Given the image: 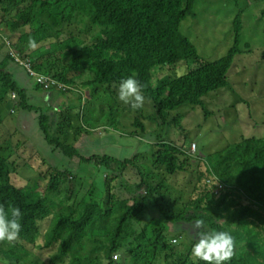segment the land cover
<instances>
[{"label":"trees","instance_id":"16d2710c","mask_svg":"<svg viewBox=\"0 0 264 264\" xmlns=\"http://www.w3.org/2000/svg\"><path fill=\"white\" fill-rule=\"evenodd\" d=\"M258 1L0 0V22L6 20L1 26L3 30L17 29L28 23L38 25L36 30H30L24 37L26 41L22 52L28 48L30 37L40 44L47 36H55L47 33L36 15L37 6L47 10L45 14L55 12L58 18L73 19L79 22L81 27L85 25L83 33H88L87 42L92 40L90 44L92 48L74 50L70 61L65 64L57 63L62 58L52 57L41 59L40 64L34 65L46 64L50 73L56 72L55 76L69 85L76 82L75 73L87 71L92 79L88 82L89 94H84L85 100L82 99L81 103L88 108H91V104H97L100 109L96 111L104 110L106 103L105 100L101 102V98L98 99L100 90L105 88L108 91L113 83L133 76L143 85L142 94L154 101L158 121L164 126L171 121L172 114L183 106L206 108L204 96L229 85L230 79L226 73L231 69L236 54L241 52L243 33L240 22L237 30H234V47L227 56L223 59L218 58L215 62L202 59L192 46L190 36L185 33L192 27L193 20L190 18H196L197 11L205 10L233 11L235 17L239 13L237 11H243ZM260 1L264 3V0ZM261 16L264 26V6ZM98 18L101 21H98ZM231 20L223 34L230 32L232 34L234 22ZM94 30L96 32H92ZM58 46L63 47L58 42L47 48L45 53H49L50 56L56 52ZM66 49L69 52L73 50L72 47ZM4 58L0 52V103H4L13 90L19 92L20 98L28 99L29 87L19 82L16 74L18 66L5 70L3 67L5 63L12 61L9 59L3 61ZM183 58L194 60L198 67L191 69L189 74L182 77H163L157 87L150 76L146 75L158 63L172 65L176 60ZM27 76L32 78L33 85L29 86L33 89H45L41 88L42 84L37 81L35 75L28 73ZM60 94V99L55 96L53 106L67 99L65 93ZM104 94L108 95L107 92ZM68 103L72 104L70 107L78 104ZM22 107L30 111L29 122L32 121L34 111L38 113L45 109L33 99ZM114 109L117 108L110 110ZM48 111L57 113L58 108L53 110L50 107ZM42 117V128H46L50 120L49 115L45 113ZM26 120L24 117V124L27 123ZM72 123L76 122H69L70 125ZM103 124L107 125L106 128L109 127L108 123ZM133 124L136 128L142 126V131H146L144 121L135 119ZM77 128L82 129L80 126ZM146 132L149 133L147 137H154V133ZM77 134L75 127L71 126L69 131L63 134L69 136L65 140L68 145L63 139H60L59 143L69 146L72 138L77 141ZM242 137V140L231 145L224 154L217 152L207 155L198 151L197 155L190 154L184 148L189 145L188 139L184 140V146L164 142L158 147L155 142L158 147L157 153L155 154L156 146L150 149L153 150L152 153L159 164L164 166L167 172L165 176L173 178L169 181L170 187L167 185L159 187L157 183L150 182L137 164L133 166L126 162L112 161L109 155L87 157L77 153L75 149H66L65 157L69 154L71 158L80 155L79 157L89 165L111 162L109 169L112 174L107 176L103 186H100L96 179L93 180V186L75 207L71 205L66 213L55 217L50 205L52 194L66 191L70 199H76V187H73V184H76L79 178H84L80 173V167H75L68 160L61 165L49 164L52 173L44 189L39 186L40 177L44 175L41 173L42 169H38L34 177L21 182L19 173L26 169L22 170L18 157L23 156L20 149L24 144L20 141L13 143L10 135L0 131V205L6 210L10 205L15 206L21 212L19 238L13 243L0 242V253L5 258L17 259L20 264H204L192 257L191 250L184 244L174 243L173 237L166 233L167 228L170 231H175L179 227L187 229L196 219H203L205 221L203 231H228L234 237V255L226 264H264V240H251L241 229L238 219L217 215L201 199L194 200L193 195H190L191 200L181 209L183 212L171 210L175 206L174 201L182 198L181 195L184 193L181 189L179 193V184L175 180L178 179L180 172H188L193 166L190 164L198 161L199 182H206L205 176L214 174L215 167L228 156V160L230 158L233 160L235 169L225 184L227 189H233L251 201L247 207L240 209V217L247 219L253 207L259 206L260 209H256L260 215L258 218L264 220V135ZM135 169L138 173H135L136 178H133L129 173ZM70 175L74 176L72 180L69 179ZM69 181L70 186L64 188ZM143 184L146 186V192L141 196L139 189ZM38 188L40 195L39 198H35L34 194ZM118 193H124L126 197H121ZM173 194L178 198L172 199ZM150 201L154 203L153 210L150 219L148 222L144 221V224L140 221L145 216ZM54 220L55 227L49 231L46 227ZM188 234L195 240L194 232L189 231ZM262 237L264 236L259 238ZM121 253L125 256L120 257Z\"/></svg>","mask_w":264,"mask_h":264},{"label":"rangeland","instance_id":"374dc122","mask_svg":"<svg viewBox=\"0 0 264 264\" xmlns=\"http://www.w3.org/2000/svg\"><path fill=\"white\" fill-rule=\"evenodd\" d=\"M262 8L263 4L257 2L252 4L250 9H248L251 17L249 23L245 25L244 28L246 36L243 38L242 47L246 48L249 55L247 58H235V63L230 71L229 85L208 94L205 98L206 108L195 109L191 106H183L179 111L172 114L171 121L169 120L164 126L160 125L156 117L157 108L155 103L145 96L143 106L138 109H132L130 104H125L119 100L118 90L121 81L113 83V86L108 91H106L105 88L100 90L98 99L101 98V102L103 100L106 101V103H104V110L96 111V109H100V106L97 104H91V108L79 105V107L74 110L70 108L72 105L71 103L60 101L62 108L55 113V118H53L51 114L49 115L50 120L46 128H42L37 123L31 125L24 124L23 121L25 116L22 104L28 103L33 99L35 103L43 105L44 108L48 109L50 108V104L48 102L46 103V98L54 93V95L60 99L61 94L57 93L55 89L48 93L37 88L33 90V88L29 86L32 78L23 76L22 83L29 87L27 91L28 99L24 97L20 98L16 91L17 98L13 96L14 92H11L10 97L8 95L4 103H0V131L10 135L13 143H15V141H20L24 144L20 149L23 156H19L18 160L21 162L22 170H26L21 172V174L19 173L20 181L25 182L27 178L34 177L38 169H42L41 173H44V175L40 177L39 186L41 189H44L52 173V168L49 164L61 165L65 163V160H68L71 161L72 165H75V167L79 166L80 173L84 175V178H79L76 184H73V187H76V199H70L66 191L52 194L53 199L50 205L56 217L60 213H66L71 205L75 207L93 186V180L96 179L97 183L103 186L106 183V175L112 174V171L109 169L111 162L89 165L80 157L71 158L70 155L65 157L67 152L66 149H75L77 153L87 157H92L93 155H109L110 158L113 159L112 161L126 162V164H131L133 166L137 164L139 168L141 167V170L146 174L150 182L157 183L156 185L159 187L162 185L170 187L169 181L173 178L165 176L167 172L164 166L159 164L158 159L152 153L153 150L150 149L151 147H155L156 145L159 147L164 142L184 146L185 144L183 142L188 138L189 145L187 147L184 146V148L190 154L197 155L193 147V144L196 143L197 151L207 155L217 152H227L231 145L242 140V136L262 137L264 135V67H262L264 66V47L262 46L264 43V26L261 24L262 19L260 14ZM50 14L51 15L43 16L45 23L51 24L50 21L56 17L55 12H50ZM232 18L234 19L233 11L206 10L197 11V17L190 18V20H193V24L192 27L188 28V31L201 57L208 60H216L228 54L229 50L232 48V37L229 34H223V32L229 27V22ZM98 21H101V19L98 18ZM4 22H0V26H2ZM83 28L85 29V25L81 27L79 26V22L71 28H64L66 31H77L72 35L75 39L71 44L72 47H81L83 40L87 38L86 35H88V33H83ZM212 28L217 31L211 33L213 40L210 41L206 38V32H202ZM9 31L10 30H7L6 32ZM10 32L15 35L14 31ZM7 37L9 43L13 45L12 39L9 36ZM55 41V38L49 37L42 44L38 45V47L46 49ZM9 48L10 47L7 46L4 40H0V52H4L7 57L13 59L12 55L9 56ZM5 50H7V52ZM52 57L62 58L61 61H70L71 59L69 50L64 52L61 47L57 48ZM21 59L24 58L21 57ZM24 60L27 65L20 63L22 68L28 70V68L31 67L41 74L42 77L46 76L47 67L46 64H41L39 66L41 61L40 58L36 61H30L27 58ZM34 63L39 64L35 66ZM12 65L11 62H6L4 66L5 68H9ZM163 68V66L155 67L157 73H155L154 70H150L146 74L150 76L151 80H154L155 87L158 86L159 78L164 76L167 72V69ZM19 71L20 70H18L17 73ZM22 73L27 74V71L22 70ZM105 92H107L108 95H105ZM10 103L11 110H9ZM76 107L77 104L73 106V108ZM111 108L117 109L111 111ZM74 111L77 112L78 116L77 119L75 118V130L78 134L77 141L73 139L71 141L73 144L69 147L60 144L59 141L62 135L71 128L72 125L69 124L68 117L69 115H73ZM135 119L144 121L146 130L154 133V137H147L149 133L142 134L146 133L142 131V126L138 127V129L134 127L133 123ZM33 120L41 121L43 119L35 118ZM104 122L109 124L108 128H106L107 125L103 124ZM101 125H103V127H100ZM77 126H80L82 129H78ZM133 131L138 134L139 138H133L128 135V133ZM155 137L158 138L154 139ZM154 141L157 142L156 145ZM64 143L67 145L66 142ZM157 146L155 154L158 151ZM190 165L193 166L189 168L188 172H180L178 174V179H175L179 184V193L180 189L184 193L182 195L180 194L182 198L174 201L175 206L171 208V210L178 213L183 212L181 209L191 200L190 195H193L194 200L201 199L202 202L209 205L217 215H225L230 219H238L242 227L241 229L250 236L251 240H264V237L259 238L260 236H264L262 234L264 233V220L258 218L260 215L256 212V209H260V207H253L247 219H242L239 215V211L241 208L247 207L251 201L248 197L242 196L239 192L233 189H227L225 185L235 169L233 160L231 158L228 160V156H226L221 160L220 164L215 167L214 173L222 180L221 182H215L214 174L205 176L206 182H199L200 167L198 161H194ZM135 173H138L137 169L129 174H131L133 178H136ZM73 178L74 176L70 175L69 179L72 180ZM70 182L71 181L66 182L64 188L69 187ZM113 184L114 181L112 182V185ZM39 192L40 188L36 190L34 194L35 198H39ZM145 192L146 186L143 184L139 189V193L142 196ZM118 194L121 197H126L124 193ZM177 198L178 196L173 194L172 199ZM153 206L154 203L150 201L146 214L142 221H140L141 223H144V221L148 222ZM113 220L115 222V218H113ZM55 224L56 222L54 220L46 228L52 231ZM189 231H191L189 228L184 229L180 227L175 231H170L168 228L166 229V233L169 237H173L174 243H182L187 249L191 250L196 241L190 237L188 234ZM122 254L123 253L119 256H125ZM0 264H20V262L17 259L5 258L0 253Z\"/></svg>","mask_w":264,"mask_h":264},{"label":"clouds","instance_id":"9594fccd","mask_svg":"<svg viewBox=\"0 0 264 264\" xmlns=\"http://www.w3.org/2000/svg\"><path fill=\"white\" fill-rule=\"evenodd\" d=\"M258 2L262 3L260 0ZM262 4L264 6V3H262ZM251 5L248 6L247 8H245L243 11H237L239 13L234 17V19L232 18V20H231L232 22H234L232 34H231V32L229 33V35H232V39H231L232 48L234 47V37H235L234 30H237V26L240 22L242 23L241 24V33H243V38L246 36V31L244 30V28H245V25H247L249 23V19L251 17L249 15V11H248V9H250ZM36 10H37L36 15L41 20V23L45 26L47 33H51V34H54L56 36V37L55 36H47V38L44 39L43 42L46 41L49 37L55 38L56 41L54 43H52V45L50 47H53V45L55 43L59 42V43H61V45H63V47L58 46V47H56V49L61 47L64 50V52H66L67 51L66 47L70 48L71 44L75 40L74 37L72 36L73 33H76L77 31H74V30L66 31L64 28L65 27L71 28L73 25L77 24V21L75 22L73 19L68 20L65 17L58 18L56 16L55 18H53L50 21L51 24H48V23H45L43 16L49 15L50 12H48L49 14H45V12L47 10H44V8L41 6H37ZM261 19H262V16H261ZM5 23H6V21L3 24H5ZM261 24H262V22H261ZM37 27H38V25H36V24L31 23L29 25V23H28V25H26V26L22 25L20 28H17V29H13V28L8 29L7 28L6 30H3L0 28L1 40H4L5 43L7 44V46L10 47L9 48V53H10L9 56H11V55L13 56V59H11L10 57H7V55L4 52H2V54L5 56L3 61H6L7 59H9L12 61L11 62V64H13L12 66H15V67L18 66V68H16V74H17V78H18L19 82L22 83V77L27 76L28 73H31L32 75L36 76L37 81L42 84L41 88L42 89L45 88L44 91H46L47 93L49 91H52L53 89H55L57 93H65L66 94L67 99L65 100V102L67 101V102L78 103L76 108H73V106H74L73 105L72 107H70L71 109L76 110L79 107V105L85 106V104L81 103V100L84 99V94H89L88 82L92 79L87 74V71L83 70L81 72L75 73V75H77V80L73 85H69V84L63 82L59 77L55 76L56 72L50 73L48 68H47V72H46L47 74L44 73L46 76L42 77L41 74H39L37 71H35L31 67L28 68L29 71L27 69H24L21 67L22 65L20 63L26 64V62L24 60L26 58L29 59L30 61H35V60H38V58H40V60L44 59V58L51 59L52 56L54 55V53H51L50 56H49V53L46 54L45 51L47 48L41 49L40 47H38V45L42 44L43 42L40 44H37L35 39H33L31 37L28 40V45H27L28 48L24 52L21 51V49L23 48L24 43L26 41V39H24V37L26 36L27 33H29L30 30H36ZM7 30L14 31L15 35H13V33L10 31L6 32ZM94 32H96V30H94ZM205 32H206V38H208V40L212 41L213 37H212L211 33L215 32L214 28L209 29V30H205L202 33H205ZM185 33L188 36H190V38H191V35H190V32L188 31V29L185 31ZM6 34H8V35H6ZM7 36H9L12 39L13 45L11 43H9V39ZM86 36H88V35H86ZM243 38L241 40V47H240L241 52L236 54L237 58L238 57L239 58H247L249 55L246 48L242 47ZM263 40H264V32H263ZM88 41H90V42H87V38L85 40H83L81 47H78V48H74L71 46L73 50L69 52L70 56L72 55L73 51L76 49H82V48H87V47L92 48L90 46L92 41L91 40H88ZM192 46L195 48L194 43L192 44ZM231 49L229 50V52L231 51ZM195 50H196V53H198L196 48H195ZM5 51L7 52V50H5ZM229 52H228V54H229ZM20 56L24 59H21ZM224 57H221L220 59H223ZM201 58L205 59L203 57H201ZM206 60H208V59H206ZM263 60H264V51H263ZM67 61L68 60L59 61L57 63L65 64V63H67ZM208 61L215 62V61H218V58L216 60H208ZM14 63H16V64H14ZM234 63H235V61H234ZM234 63H233V65H234ZM262 63H263V61H262ZM51 65H52V63L49 64V67H51ZM233 65H232V67H233ZM160 66H163L164 68L167 69V72L161 78L166 77V76L182 77V76L189 74L191 69H195L198 67L196 62L192 59L189 60V58H183V59L176 60V62L173 63L172 65L158 63L156 66L153 67V70L155 71V73H157L155 70V67H160ZM3 67L5 70H8L10 68V67L5 68V66H3ZM232 67H231V69H232ZM262 67H264V66H262ZM163 69H162V71H163ZM231 69L229 70V72L226 73V76L228 77V79L230 78ZM18 70H20V71L17 73ZM22 70L27 71V74L22 73ZM171 71H173V72H171ZM161 78H159L158 85L160 84ZM153 82H154V80H153ZM142 89H143V85H141L140 82L137 79H135L133 76H130V77L125 78L121 81V83L119 85V90H118V98L123 103L130 104L132 109H138V108L143 106L144 99H145L144 95L142 94ZM217 90H219V89H217ZM213 91H216V90H213ZM13 92H14L13 96H15L17 98V94L15 93L16 90H13ZM18 94H19V92H18ZM51 96H53V97H51ZM206 97H207V94L204 96V103H205ZM54 98H55V95H54V93H52L51 95H49L46 98V100L47 101L49 100L48 103L50 104V107H52L53 110L55 108L56 109L58 108V111H59V109L62 108L61 103L57 104L56 106H53ZM47 101H46V103H47ZM22 106H23V104H22ZM85 107H87V106H85ZM48 109L45 108L43 111H40L38 113L36 111H34V115H33L31 122H29L30 121V119H29L30 111L23 110L24 116L27 118L26 124L31 125V124L37 123L42 127L41 121H37V120H33V119H35V118L43 119L42 116L45 113L46 114L48 113V115L51 114L53 116V118H55V113L48 111ZM176 112L177 111H175L174 113H176ZM77 117H78L77 112L74 111L73 115H69L68 122H70V123H71V121L76 122ZM156 117H157V112H156ZM48 118H50V117H48ZM75 124L76 123H72V126L75 127ZM145 127H146V124H145ZM137 129H138V127H137ZM146 131H144V132H146ZM129 134L130 133H128V135ZM136 134L137 133H135L133 131V132H131V134L129 136L133 137V138L134 137L139 138L138 134L137 135ZM143 134H147V132L143 133ZM67 137H69V136L62 135L61 139H63L64 142H66L65 140ZM72 140H73V138H72ZM71 141H70L71 145H69V146H72V144H73V143H71ZM154 142H156V141H154ZM193 147L195 148V151L197 152V144L196 143L193 144ZM224 153L225 152H223V154ZM69 155H71V154H69ZM73 157H75V156H72V158ZM76 157H79V156H76ZM108 175L109 174H107L106 176H108ZM214 176H215V182L216 181H218V182L222 181V180H218L219 177L216 176L215 173H214ZM106 181H107V179H106ZM52 211H53V215H54L53 208H52ZM20 217H21V212H20V209L18 207L10 205L9 208L6 210L3 205H0V242L7 241L9 243H13L19 238V234L21 231V224L19 222ZM204 226H205V221L203 219H196L194 221V223H192L189 226L190 230L195 233V241H196L191 248L192 257L196 258L198 261L204 262V264H226V262L231 261L233 255H234V251H235V239L232 236V234L228 231H217V230L203 231L202 229L204 228ZM197 230H199V231H197ZM10 259H12V258H10Z\"/></svg>","mask_w":264,"mask_h":264}]
</instances>
